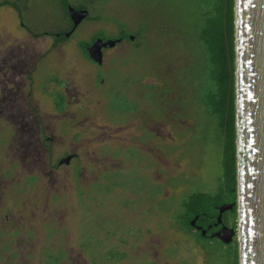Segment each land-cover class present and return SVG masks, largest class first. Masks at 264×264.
<instances>
[{"label":"rangeland","instance_id":"rangeland-1","mask_svg":"<svg viewBox=\"0 0 264 264\" xmlns=\"http://www.w3.org/2000/svg\"><path fill=\"white\" fill-rule=\"evenodd\" d=\"M162 3L184 19L188 0H101L56 49L49 36L33 37L55 30L52 0L22 7L33 35L0 8V264H227L203 246L229 247L176 225L186 199L216 193L223 178L216 132L178 72L188 41L157 26L143 46L155 55L126 42L108 48L102 66L79 46L101 31L136 34Z\"/></svg>","mask_w":264,"mask_h":264},{"label":"trees","instance_id":"trees-1","mask_svg":"<svg viewBox=\"0 0 264 264\" xmlns=\"http://www.w3.org/2000/svg\"><path fill=\"white\" fill-rule=\"evenodd\" d=\"M9 4L2 2L0 8ZM164 5L165 3H162L158 8L155 7L154 11H147L146 20L140 24L139 31L133 34L136 40H140L135 45L141 49L143 55L148 52L153 54V50L143 46L148 38L146 32L157 26L159 27L155 31L162 32L161 28H164V32H169V28L171 31L174 30L176 36H182V39L188 41L189 59L181 69L178 68V72L185 76V81L190 87L189 90L193 94L190 96L191 104H195L200 111L199 119L216 132V141L224 155L223 178L218 191L214 194H193L183 203V210L176 217V221L181 226L188 227L190 221L201 213L203 207L214 205V202L220 205L227 199L228 202L234 203L237 199L236 0H188V3L180 7L184 12V19L173 15L169 17ZM101 19L98 17L95 20ZM128 35L126 30L121 29L120 38L129 40ZM34 36L40 38L46 35L41 33ZM98 38L113 39L106 33H99L83 47L90 46ZM85 55L89 57L86 52ZM144 58L149 64L150 61L152 65L156 62L152 58ZM121 95L126 99L128 106L127 97L122 93ZM57 105L58 110L62 112L65 106L62 96L57 99ZM121 105L122 102L119 106ZM180 105L184 104L181 102ZM135 110L136 106L133 105L132 108L121 109L122 112ZM231 217L236 220V211L232 212ZM203 248L208 254L215 252L221 259L226 260L227 264H240L238 245H231L228 252L219 247ZM49 261L47 264L59 263V259L55 262Z\"/></svg>","mask_w":264,"mask_h":264},{"label":"water","instance_id":"water-1","mask_svg":"<svg viewBox=\"0 0 264 264\" xmlns=\"http://www.w3.org/2000/svg\"><path fill=\"white\" fill-rule=\"evenodd\" d=\"M70 14L75 27L89 16L72 7ZM118 42H95L87 50L91 61L101 65L103 49ZM236 95L240 264H264V0H236ZM73 157L60 165L69 164ZM235 205L223 206L220 212ZM235 236V229H226L213 238L229 245Z\"/></svg>","mask_w":264,"mask_h":264},{"label":"flooded vegetation","instance_id":"flooded-vegetation-1","mask_svg":"<svg viewBox=\"0 0 264 264\" xmlns=\"http://www.w3.org/2000/svg\"><path fill=\"white\" fill-rule=\"evenodd\" d=\"M28 1L29 0H5L4 2L10 3L9 6H5V7H9V8H12L13 10H15L18 14L19 19H20V26L24 30H26L28 33L33 35L34 31L31 29L33 27L31 25L27 24L26 18H25V13H24L25 11L22 8V7L27 6ZM99 1H101V0H79L78 5H73L71 0H55V1L52 0V2H53L52 7L54 9V15H52L51 19H52V21L57 23V26H56L55 30H53L52 32H45L46 34L45 33H43V34L49 36V38L52 39L53 49H56L58 47H64L67 42L77 38V35H78L80 29L88 21L92 20L91 5H93L94 3H97ZM71 7L74 8L76 11H79V12L87 11L89 13V16L86 19H84L81 22V24L78 25L77 27H75V24L73 22L71 14H70V8ZM36 21H37V19H36ZM36 27H38L37 24H36ZM99 33H106V32L101 31ZM99 33H97L94 36L96 37ZM34 35H38V34H34ZM34 35H33V37H35ZM131 36H134V35L129 33V35H128L129 40L120 38V35L118 37H114V38L112 37L113 39H107V40H104L102 38H98L90 46H84L83 47L84 44L90 43L95 38V37H93L90 42H80L79 46L81 48L83 55L87 58V56L85 55V52L88 54L87 50L91 46H93L95 44V42H97L98 40H103L105 42H107L109 40L119 41L116 45V47H117V46H119L123 43H126V42L134 43L136 41V38L134 36L135 40L131 41L130 40ZM107 50H108V48L103 49L104 57H105V53ZM88 56H89V54H88ZM87 59H89L91 61L90 57H88ZM103 63H104V61H103ZM103 63L101 65H98L96 63H94V64L98 65V66H102ZM59 96H61V95H59ZM236 196H237V199H236V202H234V203L228 202L227 201L228 199H227L226 201H222V203L220 205H217L214 202V205L210 204L208 206L203 207L200 210L201 213L196 215L194 217V219L190 221L188 227L181 226L179 224V222L176 221V225H177L178 229L182 230V232L186 231L187 234L197 238V241H199V242H201V241H213V242L219 243L220 245H222L226 248L230 247L231 245H238V247H239V243H238L239 242V236H238L239 222H238V204H237V202H238V188H237ZM234 204H236V205L234 206L233 210L224 211L223 213L220 212L221 207H223V206L228 207V206H231ZM233 211H236V214H237L236 220H234L231 217V214ZM201 216H203V217L201 218ZM220 216H221V220H220ZM193 222H194V224H192ZM236 222H237V224H236ZM226 229H235L236 230V236H235L233 242L229 245L224 244L219 238H213V235L219 234L222 230L226 231Z\"/></svg>","mask_w":264,"mask_h":264}]
</instances>
